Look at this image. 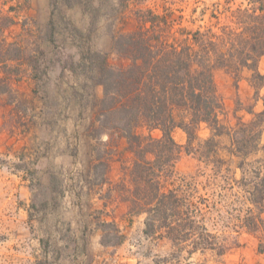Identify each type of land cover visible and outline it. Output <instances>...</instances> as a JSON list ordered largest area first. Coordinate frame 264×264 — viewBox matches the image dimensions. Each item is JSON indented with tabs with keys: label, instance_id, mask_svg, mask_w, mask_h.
Returning a JSON list of instances; mask_svg holds the SVG:
<instances>
[{
	"label": "trees",
	"instance_id": "1",
	"mask_svg": "<svg viewBox=\"0 0 264 264\" xmlns=\"http://www.w3.org/2000/svg\"><path fill=\"white\" fill-rule=\"evenodd\" d=\"M1 1L0 95L24 76L43 89L51 59L29 37L8 40L16 23L9 12L16 7L4 10L7 0ZM206 11L205 24L190 28L181 24L182 15L139 8L136 27L112 37L111 50L123 60L117 64L108 52L82 44L76 64L89 90L80 102L88 123L75 150L86 144L87 160L70 186L56 178L62 193L71 187L78 196L106 184L104 207L125 202L130 222L143 216L142 234L169 241L176 262L206 252L221 261L243 245V233L255 237L257 251L264 252V95L258 94L264 86L258 70L264 56V0H214L202 10L204 18ZM51 35L47 39L53 41ZM219 69L235 76L251 71L255 100L261 98L263 108H244L250 118L234 114L230 123L214 79ZM202 127L208 130L205 137L199 135ZM175 128L185 133L183 145L173 137ZM182 149L199 163L193 174L176 170ZM114 159L121 163L115 181L109 175ZM95 211L101 244H120L125 234L118 223ZM88 227L83 220V234Z\"/></svg>",
	"mask_w": 264,
	"mask_h": 264
},
{
	"label": "rangeland",
	"instance_id": "2",
	"mask_svg": "<svg viewBox=\"0 0 264 264\" xmlns=\"http://www.w3.org/2000/svg\"><path fill=\"white\" fill-rule=\"evenodd\" d=\"M212 1L7 0L3 4L4 10L9 5L16 7L9 12L16 23L7 31L8 40L29 37L35 44H41L51 59V67L45 91L40 83L24 76L14 82L13 89L0 95V264H261L256 259L258 240L246 233L240 237L243 245L231 250L221 261L212 252H206L176 262L169 241L146 238L142 234L143 216H135L130 222L125 215V202L116 200L104 209L102 201L97 195L91 196L88 188L79 200L73 188H63L62 193L56 181L63 178V186H70L87 160L86 144L80 142V151L75 150L78 135L84 138L88 123V111L82 110L80 102L88 98L89 90L84 89V74L76 64L82 54V44L108 52L111 63L117 64L123 60L111 50L112 37L136 27L139 8L174 12L183 16V26L196 28L205 24L208 11L205 18L201 12ZM50 33L53 41L47 39ZM64 60L67 64H63ZM258 70L264 75V57L259 61ZM251 73L244 70L235 76L219 69L214 75L229 112L240 101L243 110L238 116L244 112V119L251 116L244 108L253 107L257 111ZM243 82L251 88L241 86ZM97 92L101 95V86ZM258 94L264 95V86ZM228 118L230 123L236 121L233 112ZM207 134L208 130L202 127L199 135ZM173 137L179 144L185 143L183 130L175 128ZM101 138L107 137L103 134ZM221 141L226 143L227 138ZM123 145L118 150L122 151ZM125 156L130 159L131 155ZM120 165V161L113 160L109 175L114 181L119 178ZM198 166L197 159L182 149L177 172L193 174ZM105 188L102 187V193ZM99 209L103 218L114 219L125 234L120 244L99 243L102 232L97 228L98 211H95ZM83 220L90 224L84 238L81 237ZM110 240L118 239L111 237Z\"/></svg>",
	"mask_w": 264,
	"mask_h": 264
},
{
	"label": "crops",
	"instance_id": "3",
	"mask_svg": "<svg viewBox=\"0 0 264 264\" xmlns=\"http://www.w3.org/2000/svg\"><path fill=\"white\" fill-rule=\"evenodd\" d=\"M264 57V56H263ZM241 86H245V87H250L251 88V85L249 84V83H247V82H243V83H241ZM225 105V104H224ZM254 106L255 107H257V111H260L262 108H263V101H261V99H258V100H255V103H254ZM225 108H226V110L228 111V116H229V114L231 113V112H233V114H236V115H238V113H239V111L240 110H243V109H234V108H232V110H231V112H229V108H227L226 106H225ZM240 115H244V112H242ZM244 117V116H243ZM246 117V116H245ZM180 129V128H179ZM186 138V137H185ZM261 143H263L264 144V124H263V133H262V135H261ZM103 186H106V184H102L100 187H98V186H95L93 189H95V190H92L91 192H92V194H91V196H94L95 197V195H97V198L99 199V200H101L102 201V204H104V202H105V192H106V188H105V190H104V192L102 193L101 191H102V187ZM107 187V186H106ZM75 194H76V192L75 191H73ZM78 196V195H77ZM80 198H82V196H78V198L77 199H79L80 200ZM79 203H80V201H79ZM108 204H110V203H108ZM108 206V205H107ZM106 206V207H107ZM106 207H104V205H103V208L105 209ZM100 210V209H99ZM89 226H90V224H89ZM82 229H81V237H83L84 238V236L86 237V235L88 234V231H86V235L85 234H83V226L81 227ZM99 230V229H98ZM251 236V235H250ZM39 241H40V243H41V247H42V237L41 238H39ZM99 243H101V241L99 242ZM86 244V243H85ZM103 246H105V245H103ZM256 252H257V257H256V259L258 260V261H261V264H264V252H258L257 250H256ZM256 264H258V262H256Z\"/></svg>",
	"mask_w": 264,
	"mask_h": 264
}]
</instances>
